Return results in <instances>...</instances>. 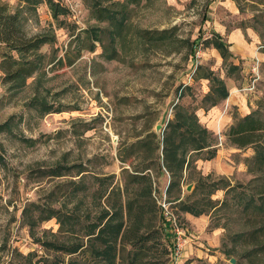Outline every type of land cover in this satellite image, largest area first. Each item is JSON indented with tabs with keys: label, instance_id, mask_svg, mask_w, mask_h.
I'll list each match as a JSON object with an SVG mask.
<instances>
[{
	"label": "rangeland",
	"instance_id": "1",
	"mask_svg": "<svg viewBox=\"0 0 264 264\" xmlns=\"http://www.w3.org/2000/svg\"><path fill=\"white\" fill-rule=\"evenodd\" d=\"M55 1L68 9L57 20L45 2L22 9L25 31L47 33L52 39L39 50L45 56L41 71L12 92L2 82L0 70V124L9 120L0 129V264H102L92 259L88 248L69 255L45 244H86L81 228L76 233L65 227L59 231L54 217L29 228L22 209L34 202L63 212L72 210L85 225L109 210V203L115 201V195L109 194L112 187H119L123 203L130 198L135 203L131 216L124 208L121 255L125 259L132 246L129 239L139 230L148 233L145 250L138 252L139 264H249L242 254L251 246L233 239V234L246 229L238 206L232 204L191 222L184 212L164 202L169 175L162 162L161 139L176 103L195 108L202 125H214L209 130L216 154L205 167L196 160L185 173L182 195L193 189L203 171L231 185L244 186L252 178L243 163L252 148L231 147L223 136L228 127L221 113L207 116L210 108L203 115L198 106L209 89V81L201 77L207 71L255 106L264 100V0H140L128 6L113 59L101 54L111 26L91 15L90 0ZM0 3L11 9L22 4L19 0ZM233 29L241 35L229 48V60L237 68L228 72L219 52L203 40L217 31L228 42ZM92 30L101 40H94ZM252 85L253 92L245 90ZM36 96L60 111L44 113L41 106H31ZM228 112L232 118L238 114L234 108ZM79 163L85 169L82 173L75 167L64 169L61 176L51 174L55 166ZM141 170L151 177V196L145 194L146 180H131L130 174H142ZM74 181L82 183L83 190L77 197H68ZM189 184L191 189L186 190ZM241 190L229 192L228 199L233 203L235 192ZM224 196L220 189L211 198L220 202ZM37 213L33 209L32 214ZM175 227L184 230L177 255Z\"/></svg>",
	"mask_w": 264,
	"mask_h": 264
},
{
	"label": "trees",
	"instance_id": "2",
	"mask_svg": "<svg viewBox=\"0 0 264 264\" xmlns=\"http://www.w3.org/2000/svg\"><path fill=\"white\" fill-rule=\"evenodd\" d=\"M22 4L11 9L7 3H0V70L3 73L2 82L7 89L16 92L25 86L27 78L38 74L43 67L44 54L39 50L43 44L52 41L47 33L29 35L23 27V8L26 10L35 9L41 2H45L50 10L52 18L56 19L60 15L68 13V9L55 0H19ZM140 0H90L89 8L91 15L97 21H107V43H102V56L106 59L115 57V40L123 30L124 21L127 18L128 6L136 4ZM96 39V30H92ZM163 32V31H160ZM205 45L215 47L226 66L227 71L236 69L229 58L232 56L228 44L221 35L213 32L211 37L203 40ZM94 45L92 46V48ZM264 50V45H263ZM209 81V89L200 99L198 107L208 109L228 97V89L223 78L212 71L201 75ZM188 88V87H186ZM33 107L43 108L44 113L59 112L44 100L34 97L30 102ZM35 107V108H36ZM232 123L225 133L230 145L243 149L250 147L252 155L244 157L243 162L247 171L253 176L247 184L231 185L227 180H214L211 175L196 178L193 189L186 194L181 193V184L185 180V173L191 171L197 159H211L215 154L213 133L203 126L197 117L195 108H189L179 103L173 106V117L170 119L163 131L161 139L162 162L168 172L169 181L166 189L165 203L175 207L176 210L189 213L193 216L216 213L232 204L238 206L241 213L245 215L246 229L233 234L234 241L240 240L244 245L251 246L248 251L242 254L247 258L249 264H264V100L258 101L256 108L247 114L240 116L234 114ZM9 124V120L0 124V129H4ZM159 145L157 144V148ZM77 168L78 173L85 171L81 163L73 167L55 166L52 175L61 176L63 170ZM161 173L162 171L158 169ZM194 170V169H193ZM130 174L133 182L146 180L148 187L145 194L151 196L152 181L147 173ZM138 172V170H135ZM79 181L72 182V188L68 192V197L78 196L83 187ZM240 187L244 190L235 192V199L232 203L227 194ZM224 191V199L218 201L211 196L217 190ZM145 191V190H143ZM124 194H129V189L124 187ZM77 194V195H76ZM110 195H115L114 202L109 203V210L102 212L95 221L81 225V220L70 210L63 212L61 209H54L48 205H41L30 202L22 209V217L29 228H33L37 223L56 218L59 224V231L64 227L66 231L76 233L77 229H82L85 233L86 244L75 241L68 245L57 242L45 243L47 246L61 250L69 255L75 254L80 249L90 252L93 260L102 264H116V261L126 264H139L141 258L139 253L145 246L148 233H140L139 230L129 239L131 247L126 251V259L121 255L124 248L126 224L124 220V208L126 215L132 213L135 206L134 199L130 198L123 203L120 198L119 187L111 188ZM174 195V196H173ZM173 196V197H171ZM198 196V197H196ZM138 201V200H137ZM155 202V201H154ZM155 206V204H153ZM33 209L38 211L32 214ZM139 234V235H138ZM136 237L135 241H132ZM80 240V239H79ZM85 246V247H84ZM230 258V257H229ZM71 261L68 262L70 264Z\"/></svg>",
	"mask_w": 264,
	"mask_h": 264
},
{
	"label": "crops",
	"instance_id": "3",
	"mask_svg": "<svg viewBox=\"0 0 264 264\" xmlns=\"http://www.w3.org/2000/svg\"><path fill=\"white\" fill-rule=\"evenodd\" d=\"M214 32H216V33H218L219 35H221V33H219V32H217V31H214ZM240 35H241V33H240V31L238 30V29H233L232 31H230L229 32V34L227 35L228 36V42L227 41H225L224 39V41L228 44V48H230V47H232L233 46V43L234 42H236V40H240ZM221 37H222V35H221ZM223 38V37H222ZM242 40V39H241ZM213 47V46H212ZM215 48V47H214ZM216 49V48H215ZM217 50V49H216ZM218 51V50H217ZM230 51V50H229ZM219 52V51H218ZM231 52V51H230ZM220 54V53H219ZM263 55V54H262ZM220 57H221V55H220ZM261 58H263V57H261ZM221 59H222V57H221ZM227 89H228V92H229V94H228V97L226 98V99H224V102L222 103V104H216V105H214V106H212V107H210L211 108V110L208 112L209 114L207 115V116H209V115H214L215 113H217V112H220L221 113V118H224V123H225V126L226 127H229V125L232 123V116L229 114V112H228V110L229 109H231V108H234V110H236V111H238V114L240 115V116H243V115H245V114H247L248 112H250V110H252V109H254V107L256 108V106H255V103H251V102H248V100H247V98L245 97V96H243V95H241L240 93H237V91H235L236 90V88H228L227 87ZM223 101V100H222ZM210 108H208V109H210ZM207 109V110H208ZM204 110V109H203ZM205 111L206 110H204V111H202V114L203 115H205L204 113H205ZM206 116V117H207ZM219 122H220V120H219ZM219 122H218V125H217V128H220V124H219ZM217 124V123H216ZM203 126H205L206 128H210L211 130H214V125H211V126H209V125H203ZM208 126V127H207ZM227 131V130H226ZM226 133V132H225ZM223 136H224V138L226 137V135L225 134H223ZM227 140V139H226ZM229 143V142H228ZM230 145V144H229ZM231 147H233L234 149H238V150H240L239 148H236V147H234V146H232V145H230ZM212 147H214L215 148V154H216V151H217V149H216V146H215V144L212 146ZM215 154H214V156H215ZM213 156V157H214ZM212 157V158H213ZM247 157V156H246ZM211 158V159H212ZM211 159H197V160H199L202 164H203V166L205 167L206 166V163L205 162H208L209 160H211ZM196 162V161H195ZM195 162H194V164H195ZM244 163V162H243ZM245 165V164H244ZM203 173L205 174V175H202L201 173H199V175L200 176H206V175H208L209 173H207L206 171H203ZM210 175V174H209ZM167 186V185H166ZM203 215V214H202ZM201 216V215H200ZM185 217L188 219V220H190L191 222H195L196 220H199L198 219V217L199 216H193V215H191V214H189V213H185Z\"/></svg>",
	"mask_w": 264,
	"mask_h": 264
},
{
	"label": "built area",
	"instance_id": "4",
	"mask_svg": "<svg viewBox=\"0 0 264 264\" xmlns=\"http://www.w3.org/2000/svg\"><path fill=\"white\" fill-rule=\"evenodd\" d=\"M245 90L253 92L254 91V85H252L250 87H246ZM174 231H175V234H176V236H175V245H174V253L177 255L179 250L182 247L181 234L184 233V230L182 228L175 227Z\"/></svg>",
	"mask_w": 264,
	"mask_h": 264
},
{
	"label": "water",
	"instance_id": "5",
	"mask_svg": "<svg viewBox=\"0 0 264 264\" xmlns=\"http://www.w3.org/2000/svg\"><path fill=\"white\" fill-rule=\"evenodd\" d=\"M190 189H191V184H189V185L186 186V190H190ZM230 262L231 263H234L235 262V259L234 258H231L230 259Z\"/></svg>",
	"mask_w": 264,
	"mask_h": 264
}]
</instances>
